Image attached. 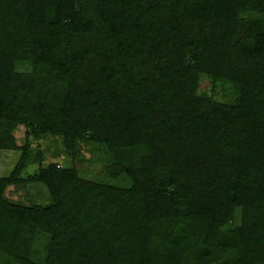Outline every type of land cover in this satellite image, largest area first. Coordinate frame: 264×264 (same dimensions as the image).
<instances>
[{
	"label": "trees",
	"instance_id": "obj_1",
	"mask_svg": "<svg viewBox=\"0 0 264 264\" xmlns=\"http://www.w3.org/2000/svg\"><path fill=\"white\" fill-rule=\"evenodd\" d=\"M3 150L0 264H264V0H0Z\"/></svg>",
	"mask_w": 264,
	"mask_h": 264
},
{
	"label": "rangeland",
	"instance_id": "obj_2",
	"mask_svg": "<svg viewBox=\"0 0 264 264\" xmlns=\"http://www.w3.org/2000/svg\"><path fill=\"white\" fill-rule=\"evenodd\" d=\"M18 143H23L28 134V129L23 125H20L14 132ZM43 153V164L51 161L57 162V165L63 164V161L68 162V158L63 155L64 145L62 139L58 136L47 134L41 137L39 140L34 141L32 148V160L29 163L23 174L34 173L38 170L40 159L37 157V152ZM103 148H99L92 144L83 143L81 153L75 160V165L80 173L88 178H100L102 180L124 184V180L119 178H112L107 176L104 166L106 164ZM20 155L19 150H3L0 152V175L8 174L14 165L16 164ZM21 190V192H20ZM17 190L15 187H9L7 195L11 199L19 200L23 202H38L42 204L49 203L51 200L49 191L43 183H31L23 186ZM48 242L47 235H40L37 246L41 250H45V245Z\"/></svg>",
	"mask_w": 264,
	"mask_h": 264
}]
</instances>
